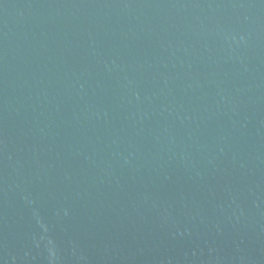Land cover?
<instances>
[{
	"label": "water",
	"instance_id": "1",
	"mask_svg": "<svg viewBox=\"0 0 264 264\" xmlns=\"http://www.w3.org/2000/svg\"><path fill=\"white\" fill-rule=\"evenodd\" d=\"M0 264H264V0H0Z\"/></svg>",
	"mask_w": 264,
	"mask_h": 264
}]
</instances>
